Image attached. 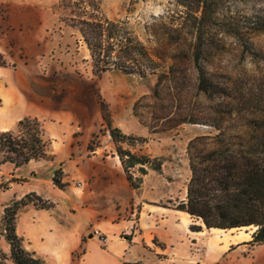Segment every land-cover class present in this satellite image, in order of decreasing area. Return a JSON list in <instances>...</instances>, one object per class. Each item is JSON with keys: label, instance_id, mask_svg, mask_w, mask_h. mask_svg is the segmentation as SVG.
Here are the masks:
<instances>
[{"label": "rangeland", "instance_id": "1", "mask_svg": "<svg viewBox=\"0 0 264 264\" xmlns=\"http://www.w3.org/2000/svg\"><path fill=\"white\" fill-rule=\"evenodd\" d=\"M209 5L205 9L208 30L203 36L198 64L212 83L207 94L198 89V72L193 60L199 33L195 18L202 10L191 4L192 9L198 10L191 13L176 0H100L98 6H80L79 0L0 1V63L10 65L13 54L24 61L16 31L30 28L34 24L33 12L38 11L37 21L42 30L39 43L45 50L37 61L26 60L27 76H36L42 90L63 102L64 107L65 104L70 107L81 102L86 104L98 124V131L90 140L91 148L112 141L105 132L107 122L127 133L124 134L127 138L117 145L147 160L144 165L130 169L134 179L144 176L140 167L146 173L156 169L161 172V165L167 160V170L172 169L175 181L174 189L180 195L190 177L187 146L191 139L213 137L218 133L214 127H218L226 142H237V133L253 124L254 117L264 116V27L252 24L254 18H260L264 25V0H210ZM13 7L28 15L17 19L21 20L22 27L10 19ZM92 19L119 23V35L126 29L150 54L154 61L150 66L152 71L142 76L117 70L112 64L119 63L116 50L111 54V65L97 63L81 34L82 21ZM224 19L227 24H221ZM117 39L118 35L114 43ZM106 48L105 44L101 55L106 53ZM24 98L29 100L27 93ZM8 111L10 107L4 103L0 132L9 126ZM43 163L45 167L39 177L44 180L43 188L48 190V182L54 175L62 181L64 178L60 168L50 173L49 163ZM11 168L9 163L0 166V184L8 187L10 181L18 184L10 192L0 189V264H13L3 231V208L28 193V187H20L25 181L21 174L9 176ZM34 198L29 196L28 200ZM178 203L177 199L172 206ZM21 210L18 229L21 231L23 227L26 231L28 213ZM48 217L42 216L43 227L51 220ZM254 230L246 227L232 233L240 231L251 237ZM46 234L48 237L40 249L46 264H91L101 249L93 240L76 251L71 262L65 252L57 256L53 251L69 242L62 244V235L57 231H46ZM83 250L87 258H79ZM228 264H264V244L246 245L243 253L234 254Z\"/></svg>", "mask_w": 264, "mask_h": 264}, {"label": "crops", "instance_id": "2", "mask_svg": "<svg viewBox=\"0 0 264 264\" xmlns=\"http://www.w3.org/2000/svg\"><path fill=\"white\" fill-rule=\"evenodd\" d=\"M21 11L13 7L9 13L10 19L20 27L22 22L17 19L28 17ZM32 16L34 24L26 27L27 31H16L15 35L24 61L13 54L11 64L0 67V112L4 103L11 110L6 114L9 126L1 131H12L24 117L35 118L42 128L46 153L51 156L49 160H32L18 168L12 165L10 169L9 176L22 175L25 181L20 187H28L26 194L34 193L51 204L48 209L32 203L21 208L20 212L28 213L26 231L23 227L21 231L18 229L20 214L16 218V234L22 247L44 262L40 249L48 237L46 231H57L62 235V244L69 243L53 251L57 256L65 252L71 262L73 254L93 240L101 249L91 264H228L234 254L243 253L251 237L240 231L232 233L236 229H206L199 220L195 224L202 226V230L190 231L194 219L172 206L177 199L185 201L186 188L178 195L172 169L167 170V160L162 163L161 172L148 171L134 189L112 141L88 148L98 131L93 112L82 102L64 107L63 102L42 90L36 76H27L26 60L37 61L45 50L39 43L40 14L36 11ZM24 93L28 94V101ZM43 162L49 163L50 173L60 168L63 189L56 188L52 181L48 182V190L43 188L44 180L39 177L45 167ZM16 186L17 183L11 182L4 191H13ZM44 215L51 219L46 227L41 224ZM84 257L87 258L85 250L79 258Z\"/></svg>", "mask_w": 264, "mask_h": 264}, {"label": "trees", "instance_id": "3", "mask_svg": "<svg viewBox=\"0 0 264 264\" xmlns=\"http://www.w3.org/2000/svg\"><path fill=\"white\" fill-rule=\"evenodd\" d=\"M100 0H79L80 6H98ZM179 5L195 13L202 10L197 21V47L194 51V63L198 72V89L207 94L212 83L205 77L199 64V50L208 30L205 25L206 8L210 0H176ZM191 4L197 6L192 9ZM195 11V12H194ZM225 19L221 20V24ZM260 18H254L253 25L262 26ZM81 34L97 62L111 65L114 50L117 51L119 63H112L117 70L125 73L146 75L152 71V60L145 47L132 38L126 29L119 35V23L109 20L82 21ZM229 24V23H228ZM118 35L116 43L115 36ZM106 53L102 54L104 45ZM4 63H0V67ZM104 66V68H105ZM102 68V70H104ZM264 116L254 117V123L245 127L244 131L237 133V142H226L222 130L214 127L218 133L213 137L197 136L191 139L187 146L190 177L186 187L185 201L175 206L176 210L187 213L195 221H201L206 229H242L254 227L251 240L246 243L249 247L264 244ZM107 131L116 145L115 152L121 162L130 186L137 189L142 178L134 179L130 172L137 165H144L147 160L139 157L129 150L117 145L127 137L117 127L106 123ZM91 149V147H88ZM46 143L43 140L40 122L31 117L19 120L12 131L0 132V166L6 163L15 168L21 167L32 160L46 159ZM143 175L146 174L140 167ZM158 169H156L157 171ZM61 172L56 171V174ZM13 181H10L11 183ZM54 186L63 189L65 184L56 175L52 178ZM8 189V185H1L0 189ZM35 197L28 200V197ZM32 203L40 209H48L45 203L34 193L26 194L19 201H12L2 211L3 231L9 245L10 258L13 264H44L33 253L22 247L21 239L16 234V218L18 211ZM44 203V205L42 204ZM190 231L199 232L202 226L195 223L189 226ZM128 264V263H126Z\"/></svg>", "mask_w": 264, "mask_h": 264}, {"label": "built area", "instance_id": "4", "mask_svg": "<svg viewBox=\"0 0 264 264\" xmlns=\"http://www.w3.org/2000/svg\"><path fill=\"white\" fill-rule=\"evenodd\" d=\"M94 234H97L99 239H101V240L103 239L102 236L98 233V231H94Z\"/></svg>", "mask_w": 264, "mask_h": 264}]
</instances>
